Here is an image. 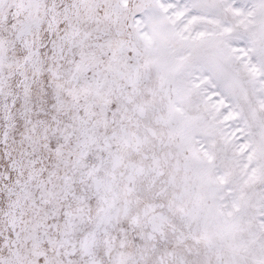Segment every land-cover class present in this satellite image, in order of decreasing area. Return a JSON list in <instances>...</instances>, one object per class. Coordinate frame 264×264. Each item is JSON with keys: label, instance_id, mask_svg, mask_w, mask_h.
<instances>
[{"label": "snow or ice", "instance_id": "6c2138e0", "mask_svg": "<svg viewBox=\"0 0 264 264\" xmlns=\"http://www.w3.org/2000/svg\"><path fill=\"white\" fill-rule=\"evenodd\" d=\"M0 264H264V0H0Z\"/></svg>", "mask_w": 264, "mask_h": 264}]
</instances>
